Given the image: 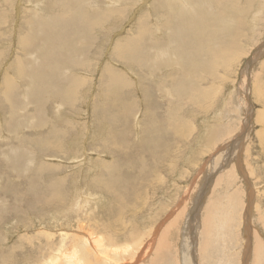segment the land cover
Listing matches in <instances>:
<instances>
[{
	"label": "rangeland",
	"instance_id": "rangeland-1",
	"mask_svg": "<svg viewBox=\"0 0 264 264\" xmlns=\"http://www.w3.org/2000/svg\"><path fill=\"white\" fill-rule=\"evenodd\" d=\"M73 1L0 0V264H264V0L234 1L250 44L194 37L206 67L153 52L183 0Z\"/></svg>",
	"mask_w": 264,
	"mask_h": 264
},
{
	"label": "bare ground",
	"instance_id": "bare-ground-1",
	"mask_svg": "<svg viewBox=\"0 0 264 264\" xmlns=\"http://www.w3.org/2000/svg\"><path fill=\"white\" fill-rule=\"evenodd\" d=\"M175 1V0H174ZM228 1L229 0H226L223 4H222V6H221V10H222V13L223 14H225V15H227L228 17H229V19L231 20V22H225L224 21V19L222 18L223 17V14H222V16L220 17L219 15H216V14H213L212 13V6H211V4H210V2H208V0H183V5H180V1H177V2H175V3H172V4H169V7L171 8V11H172V13L173 14H175V15H178L179 16V14H178V9H180L179 7H181L183 10L184 9H186V11H185V13H182V15H181V20H182V23H183V25H184V27L185 28H187L189 31H190V35L193 37L191 40H190V44L189 45H187V46H182V44H179V45H177L176 47L175 46H173V43L175 42V38H176V32L171 36V39L169 40V44L167 45V46H165V47H156V48H154V50H153V52H154V54H155V52H159V51H162V50H165L164 52H159V53H161V55H163L162 53H167L168 54V52H169V54L167 55V57H169V61H171V59H173V60H176L177 61V64H180V66L182 67V65H187V64H189V63H192V61L193 62H198L199 60L197 59V54H201V56H203L204 58L203 59H201V61H200V64H202L204 67H206V58H208V59H210L209 57H210V53H208V54H206V43H207V46L209 45V43H211V40H216V42L217 43H222L223 44V40H222V37H220V35H219V33H221V32H224V33H222V34H224L225 35V37H226V39H227V41L226 42H228L229 43V45L227 46V44L228 43H225L222 47H220V49H223L225 46H227V47H225V49L223 50V52H221V53H223V54H228L230 51H231V49H230V44H232V42H229V41H233V40H235L237 43L239 42V40H238V38H245L246 39V41H247V44H250L252 41H250V40H248L249 38H252V36L250 37V35L248 36L247 34H243V31H242V21H241V19L239 18V16L237 17V15L239 14V15H241V13L240 12H244V11H248V10H246V8H244V7H240V5H239V3H237V5L239 6L238 7V9L240 8V11L239 12H237V11H235V7H234V1L235 0H230L231 2H232V4L231 5H229L228 4ZM248 4H250V3H252L253 2V0H245ZM80 2V0H75V1H73V2H66L68 5H76V4H78ZM244 3V2H243ZM260 4V3H259ZM246 5V4H245ZM249 6V5H248ZM263 10H264V8H263V6L261 7ZM83 9L84 8H82V7H79L78 9H73L72 10V12H73V14L72 13H69V15L67 16V18L68 19H64L65 21H68V23H69V25H68V30H71L72 28H73V26H77L78 28H80L81 30H79V31H81L82 32V30L84 31V30H89L88 28H89V26H94V28H96V27H98V23H97V21H100V20H95V19H90L86 14V18H87V21L86 22H88L87 24H86V22H85V25L84 26H82L81 27V25H83L82 23H81V19L79 18L80 17V15H81V13H82V11H83ZM85 10V9H84ZM181 10V9H180ZM195 10H197V13H196V16L194 17V12H195ZM206 10H211V16H210V18L212 19V20H209V21H207L208 19H209V17H208V15H206L207 14V12H205ZM261 10V9H260ZM259 10V11H260ZM86 11V10H85ZM116 11V10H115ZM216 11V10H215ZM220 11V10H219ZM102 12V11H101ZM104 12V11H103ZM109 13V12H108ZM74 14H76V15H74ZM173 14H170V17H171V19L173 20V22H178V23H181V21L179 20V19H177V18H175L174 17V15ZM257 15V14H256ZM111 16H112V14H111ZM258 17V16H257ZM260 18H264V11L261 13V16H260ZM49 20L51 19L52 21H53V18L51 17V18H48ZM106 19V18H105ZM253 19V18H252ZM255 19V18H254ZM258 19V18H257ZM257 19H256V22H257ZM93 20H94V22H93ZM246 20V19H245ZM260 20V22L259 23H261V22H264V19L263 20H261V19H258V21ZM218 21L219 22H221L222 24H220V26H218L217 28H215L207 37H206V43L204 42V40H203V38H201V39H199V40H196V38H194L195 36H197V37H199L200 35H202V34H204L205 36H206V27L207 26H209V25H212V24H215V23H218ZM244 22V21H243ZM248 22V21H247ZM252 22H253V20H252ZM255 22V21H254ZM64 23V22H63ZM66 23H64V24H62V25H65ZM33 25V24H32ZM55 23H53V27H54V30H56V28H55ZM61 25V24H60ZM245 25H247V24H245ZM249 26H250V24H249ZM252 27V26H251ZM83 28H85V29H83ZM164 28V27H163ZM74 29V28H73ZM144 31H145V26H141V29H140V31H139V36L138 35H136V36H138V38H137V41H134L133 39H132V43H135V44H131V43H129V52L127 51V55H129V56H133L134 55V53L135 52H138V50L137 49H139L140 48V46H141V44L143 43V42H141V43H137L138 41H140V40H143L144 39ZM252 31V30H251ZM70 32H72V31H70ZM60 33H63V29L62 28H60L59 29V31L58 32H56L55 31V35H58V34H60ZM65 33V32H64ZM63 33V34H64ZM74 33L76 34V32L74 31ZM254 33H256V32H254ZM48 34V32H46V31H44V35L46 36ZM66 34H70V33H66ZM71 34H73V33H71ZM146 34V33H145ZM251 35H253V33H250ZM28 35V34H27ZM65 35V34H64ZM177 35H178V37H179V33L177 32ZM224 35H222V36H224ZM31 36V35H30ZM57 37V36H56ZM58 38V37H57ZM180 38V37H179ZM53 39H55V37H53L52 38V40ZM136 39V38H135ZM193 39H195V41L193 42ZM22 40V39H21ZM52 40H51V43H52ZM65 40H67V39H65ZM129 40V39H128ZM188 40V39H187ZM29 41V40H28ZM59 41V40H58ZM70 42V41H69ZM129 42V41H128ZM128 42H127V45H128ZM147 42V41H146ZM156 42H159V41H156ZM23 43H26V40L23 42ZM124 43H126V42H124ZM160 43V42H159ZM166 43V42H165ZM197 43V44H196ZM63 44H64V42H63ZM123 43H120V45H122ZM145 43H143L142 45H144ZM54 45V44H53ZM124 46H126L125 44H123ZM51 46V45H50ZM60 46V45H59ZM68 46V45H67ZM48 46H46V48H47ZM117 47V46H116ZM119 47H121V46H119ZM142 47V46H141ZM200 49H199V48ZM51 48V47H50ZM143 48V47H142ZM57 49H58V47H57ZM62 49H64V48H62ZM124 49V48H123ZM220 49H217V50H220ZM51 49H46V50H44L45 52L46 51H50ZM118 50H119V48H118ZM141 51V50H140ZM192 52L193 54H195L194 56H192V55H187L188 54V52ZM216 51V50H215ZM215 51H214V53H215ZM119 52H120V50H119ZM202 52H204L205 54L204 55H202ZM47 53V52H46ZM49 53V52H48ZM157 53L155 54V55H157ZM213 53V54H214ZM50 54V53H49ZM124 55H125V51H124V53H123ZM254 54V53H253ZM51 55V54H50ZM160 55V54H159ZM206 55H207V57H206ZM120 56V55H119ZM158 56V55H157ZM191 56L193 57V58H195L194 60H190V59H188V58H191ZM50 57H52V56H50ZM161 57V56H160ZM141 60V59H140ZM172 60V61H173ZM32 61H34V60H32ZM31 61V62H32ZM39 61V60H38ZM30 62V61H29ZM30 62V63H31ZM134 62V61H133ZM173 63V62H172ZM261 63V62H260ZM39 64V63H38ZM176 64V63H175ZM182 64V65H181ZM44 65V64H43ZM168 65V64H167ZM210 65V67H212L211 66V63L209 64ZM39 66V65H38ZM45 66V65H44ZM214 66V65H213ZM224 66H225V64H223V66H222V68H224ZM213 68V67H212ZM260 68V67H259ZM26 69V68H25ZM32 69V68H31ZM40 69V68H39ZM38 69V70H39ZM111 69V68H110ZM263 69V68H262ZM214 70V69H213ZM33 71V70H32ZM45 71V70H44ZM106 71V70H105ZM21 72V71H20ZM53 74V73H52ZM178 74V73H177ZM47 77H49V76H47ZM50 77H51V75H50ZM109 79V78H108ZM177 79V78H176ZM115 80V79H114ZM113 81V80H112ZM111 81V82H112ZM178 81V80H177ZM35 84V83H34ZM37 84V83H36ZM177 85H179V84H177ZM36 86V85H35ZM47 87V86H46ZM181 88V87H180ZM243 105V104H242ZM258 120H260V119H258ZM262 120V122H263V118L261 119ZM260 120V121H261ZM234 144V143H233ZM226 153V152H225ZM222 156H224V155H222ZM239 160V159H238ZM214 172V171H213ZM123 183V182H122ZM116 185V184H115ZM240 186V185H239ZM116 189V188H115ZM242 192V191H241ZM248 193H249V191H248ZM247 195V194H246ZM124 196H125V193H124ZM228 196V195H227ZM248 196V195H247ZM249 198V197H248ZM228 203V202H227ZM249 203V202H248ZM197 206V205H196ZM250 208V207H249ZM248 208V209H249ZM247 212V211H246ZM245 216V215H244ZM248 219V218H247ZM195 221V220H194ZM216 223V222H215ZM205 224V223H204ZM204 226V225H203ZM205 227V226H204ZM222 227V226H221ZM206 228H207V226H206ZM204 229V228H203ZM82 230V229H81ZM206 230V232H207V229H205ZM208 230H211L210 228H208ZM82 232V231H81ZM209 232V231H208ZM210 233V232H209ZM204 234V233H203ZM249 235V234H248ZM206 236V235H205ZM67 237V236H66ZM73 238V237H72ZM257 238V237H256ZM68 239V238H67ZM71 240V238H69V241ZM73 240L75 241V238H73ZM76 241H78V240H76ZM207 241H209V240H207ZM92 242V241H91ZM87 243V242H86ZM257 243V242H256ZM84 244H85V242H84ZM204 244H206V243H204ZM258 244H259V242H258ZM86 245V244H85ZM207 245V244H206ZM257 245V244H256ZM256 247H259V245H257ZM261 247V246H260ZM70 248V247H69ZM253 248V247H252ZM69 250H71L72 251V253H70V252H68ZM68 251H65V249H60L59 251H57L58 253V255H59V259L61 260V258H63L64 257V254H63V252L65 253V255L67 254V255H70V256H74V255H77L78 254V249L76 248V246L75 245H71V248L69 249ZM91 252V251H90ZM257 253V252H256ZM56 254V253H55ZM97 254V253H96ZM103 254V253H102ZM191 254V253H190ZM248 253H246V255H247ZM258 254V253H257ZM193 255V254H192ZM56 256V255H55ZM91 256V255H90ZM258 256V255H257ZM54 257V256H53ZM66 257H68V256H66ZM100 257H104V259H100V260H96V262H98V264H102V263H105L106 261H109L110 260V258L106 255V256H104V255H101ZM260 257V256H259ZM55 258V257H54ZM94 258H95V256H94ZM255 259V258H254ZM105 260V261H104ZM262 260V259H261ZM58 262H60V261H58V260H56V259H50L49 260V262L47 263V264H57ZM110 262V261H109ZM252 262V261H251ZM263 262V261H262ZM246 263V262H245ZM256 263V262H255ZM46 264V263H45ZM189 264V263H188Z\"/></svg>",
	"mask_w": 264,
	"mask_h": 264
}]
</instances>
